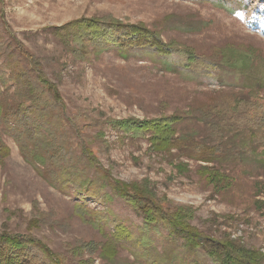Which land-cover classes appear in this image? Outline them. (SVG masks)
<instances>
[{"label": "rangeland", "instance_id": "obj_1", "mask_svg": "<svg viewBox=\"0 0 264 264\" xmlns=\"http://www.w3.org/2000/svg\"><path fill=\"white\" fill-rule=\"evenodd\" d=\"M241 1L247 9L234 15L211 0H0V28L9 29L41 58L48 77L59 85L68 115L80 116L84 124L85 115L101 120H143L185 112L189 107H196L195 115L203 111L214 115L226 112L237 97L249 94L248 90L221 84L220 74L227 73L240 85L237 72L225 67L223 51L235 56L255 50V69L259 77L264 76V63L260 64L264 59V0ZM96 15L151 27L170 19L163 37L166 42L174 41L179 49L167 56L151 52L129 59L110 52L89 62L74 63L72 55L53 38L51 29ZM166 63L177 64L179 71L171 72ZM185 75L199 78L194 81ZM259 99L264 105V89ZM199 125L209 133L205 123ZM87 131L91 134L97 129L90 126ZM120 136L108 128L104 139L109 148L105 142L93 145L98 161L114 179L126 184L151 181L164 207L171 211L177 206L191 208L192 225L205 235L237 241L264 255V190L257 193L255 186L264 178L249 175V165L226 167L235 186L214 193L199 177L205 163L182 158L189 167L178 173V162L171 164L165 155L150 151L147 139L119 140ZM4 141L10 154L0 161V234H32L58 252L67 251L78 241L101 242L114 230L106 227L100 232L75 214L74 206L85 202L92 215L105 214L131 226L143 247L147 234L159 242L167 236L166 230H159L162 224L147 227L144 217L122 198L113 197L105 206L92 198L85 200L73 192L58 191L23 158L12 137L5 135ZM38 213H51L53 227L32 225ZM240 224L244 226L239 237ZM93 257L94 264H107ZM120 257L133 260L127 249H121ZM188 264L214 263L203 255L199 261L198 256L189 257Z\"/></svg>", "mask_w": 264, "mask_h": 264}, {"label": "trees", "instance_id": "obj_2", "mask_svg": "<svg viewBox=\"0 0 264 264\" xmlns=\"http://www.w3.org/2000/svg\"><path fill=\"white\" fill-rule=\"evenodd\" d=\"M211 1L234 15L247 9L241 0ZM169 21L161 20L151 27L96 15L55 26L50 33L65 53L72 55L74 63L89 62L110 52L126 59L151 52L167 56L179 49L174 41L164 40ZM257 59L255 50L235 56L222 52L225 67L237 72L240 85L231 81L227 73L220 74L221 84L249 91L237 97L226 112L212 115L203 111L204 114L195 115L196 107H189L185 112L143 120H101L85 115L84 124L80 116L68 115L59 85L48 77L41 58L24 47L9 29L0 28V161L10 154L4 141L5 135L10 136L23 158L58 191L73 192L85 200L92 198L105 206L113 197L122 198L144 217L147 227L162 224L160 232L167 231L161 242L145 235V248L131 226L105 214L94 216L85 202L77 203L75 214L100 232L110 227L113 233L101 242L78 241L65 252L53 250L44 239L32 234L1 233L0 264H94V255L107 264H188L189 257L198 256L199 261L203 255L214 264H264V255L254 248L205 235L193 226L191 208L177 206L171 211L164 207L151 181L126 184L114 179L93 150L95 143L106 145L104 137L111 128L121 135L119 140L147 139L150 151L165 155L171 164L178 162V173L189 167L182 158L205 163L199 169V177L214 193L235 186L226 167L249 165V175L264 178V105L259 99L264 76L259 77L255 69ZM260 60L263 65L264 59ZM166 64L171 72L179 71L177 64ZM220 65L224 66L222 62ZM183 77L194 81L199 78ZM200 123H205L209 133ZM90 126L97 131L90 134ZM255 186L257 193L262 192L264 179L257 180ZM33 218L34 226L55 224L51 213H38ZM121 249H127L133 260L121 258Z\"/></svg>", "mask_w": 264, "mask_h": 264}, {"label": "built area", "instance_id": "obj_3", "mask_svg": "<svg viewBox=\"0 0 264 264\" xmlns=\"http://www.w3.org/2000/svg\"><path fill=\"white\" fill-rule=\"evenodd\" d=\"M244 224H240V228H239V232L237 233L238 236H242V228H243Z\"/></svg>", "mask_w": 264, "mask_h": 264}]
</instances>
